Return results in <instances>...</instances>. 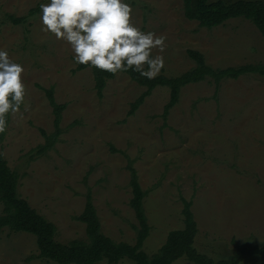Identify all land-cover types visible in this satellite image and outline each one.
<instances>
[{
	"label": "rangeland",
	"instance_id": "1",
	"mask_svg": "<svg viewBox=\"0 0 264 264\" xmlns=\"http://www.w3.org/2000/svg\"><path fill=\"white\" fill-rule=\"evenodd\" d=\"M41 2L0 0V47L23 64L27 85L20 111L9 116L1 151L21 178L19 195L57 227V241L86 240V227L75 218L90 191L102 232L116 242H135L132 160L148 192L144 207L151 234L143 247L148 256L161 249L171 231L184 229L182 199L193 203L199 253L218 261L243 243L264 244V76L225 81L217 99L210 82L190 85L167 121L162 114L170 91L160 87L129 117L144 88L120 74L99 99L92 70L75 73L79 65L71 62L70 47L41 31L40 12L30 16ZM131 3L137 26L167 37L165 65L157 76L177 77L193 69L189 50L202 53L214 69L264 65V39L246 19L210 31L185 18L182 0ZM10 17L26 20L16 24ZM156 54L161 53L154 49ZM51 88L56 102L67 108L59 139L39 155L38 147L46 143L42 133L51 136L56 130L45 93ZM37 254L33 235L1 233L0 264H56L28 261ZM241 264H264V257Z\"/></svg>",
	"mask_w": 264,
	"mask_h": 264
},
{
	"label": "trees",
	"instance_id": "2",
	"mask_svg": "<svg viewBox=\"0 0 264 264\" xmlns=\"http://www.w3.org/2000/svg\"><path fill=\"white\" fill-rule=\"evenodd\" d=\"M182 3L185 18L197 22L201 29L211 31L230 20L243 18L250 21L264 39V2L261 0H182ZM38 12L39 7L30 11V16L36 15ZM10 20L16 24H22L26 19L10 17ZM187 53L195 63V67L177 77L160 75L154 79H146L132 71L113 75L90 68L94 75L97 96L99 99H103L109 81L114 80L120 74L127 75L131 81L144 88V92L131 104L127 114L131 117L157 88H168L170 98L162 114L163 120L167 121L171 111L180 103L183 89L190 85L210 82L215 87L214 99H217L222 83L225 81L238 80L250 75L264 76V65L248 64L226 69H214L207 64L205 56L199 51L189 50ZM85 69L88 68L79 65L75 73ZM45 93L53 108L56 130L51 136L42 133L46 143L38 147L39 155L51 150L59 139L63 112L67 108L65 104L60 105L56 102L53 88L45 90ZM5 137L6 132L0 134V204L3 208L0 213V235L5 229L33 235L36 238L38 254L29 258V262L37 259L56 264H99L103 261L108 264H119L123 260H128L134 264H174L180 259H185L192 264H241L249 257H264V244L251 243L238 245L232 255L218 261L199 253L195 248V239L199 229L192 211L193 203L185 199H182L184 229L171 231L161 249L155 255L148 256L143 251L144 244L151 234V226L144 207L148 192L141 188L132 160H129L128 170L131 173L130 187L133 194L130 206L138 222L134 227L135 242L133 244L116 242L102 232L101 221L93 202L92 193L88 191L85 209L81 215L75 218L76 221L85 225L86 240L61 243L56 239L57 227L19 195L21 178L19 174L10 169L1 151V144ZM112 151L116 153L115 149Z\"/></svg>",
	"mask_w": 264,
	"mask_h": 264
},
{
	"label": "clouds",
	"instance_id": "3",
	"mask_svg": "<svg viewBox=\"0 0 264 264\" xmlns=\"http://www.w3.org/2000/svg\"><path fill=\"white\" fill-rule=\"evenodd\" d=\"M39 12L41 31L70 47L74 65L113 75L132 71L146 79L164 68L167 37L137 26L131 0H42ZM154 49L161 54L153 55ZM24 71L0 47V134L25 101Z\"/></svg>",
	"mask_w": 264,
	"mask_h": 264
}]
</instances>
